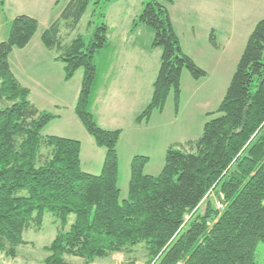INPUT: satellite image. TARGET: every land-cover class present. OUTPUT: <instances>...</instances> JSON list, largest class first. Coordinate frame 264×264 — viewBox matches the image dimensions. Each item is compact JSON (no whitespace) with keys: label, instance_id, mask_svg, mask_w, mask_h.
Instances as JSON below:
<instances>
[{"label":"trees","instance_id":"obj_1","mask_svg":"<svg viewBox=\"0 0 264 264\" xmlns=\"http://www.w3.org/2000/svg\"><path fill=\"white\" fill-rule=\"evenodd\" d=\"M109 1L97 0L92 17L104 20ZM90 3L70 0L40 40L64 64L65 81L84 70L74 113L105 152L98 175L82 170L79 141L43 134L55 116L39 111L11 72L8 58L29 45L37 20L15 17L0 43V253L14 257L31 223L41 225L50 213L61 231L43 248L44 264H71L66 257L95 264L115 254L132 255L139 246L146 250V264H258L255 248L264 244V19L254 26L225 96L210 114L217 117L197 140L168 147L157 177L144 174L148 158L134 157L122 201L117 154L122 131L101 128L92 113L99 67L112 61L109 29L102 22L88 39H66ZM172 3L149 0L139 17L154 31L153 47L162 53L137 124L162 111L171 91L178 104L183 71L194 80L207 76L181 49L169 14ZM209 42L218 48L212 33ZM70 215L75 220L63 231Z\"/></svg>","mask_w":264,"mask_h":264},{"label":"rangeland","instance_id":"obj_2","mask_svg":"<svg viewBox=\"0 0 264 264\" xmlns=\"http://www.w3.org/2000/svg\"><path fill=\"white\" fill-rule=\"evenodd\" d=\"M64 1L61 3L64 4ZM96 1L91 0L77 28L69 33L66 39L71 40L76 36L88 39L97 25L105 23L109 29L112 60L115 58L120 60L119 63L122 65L119 68L123 69L124 73L125 59L129 60V64L133 60L134 71L138 73L136 75L141 76L140 79L130 83L128 87L133 88L141 96H146L145 94L151 90L152 96V81H155L159 71L162 50L153 47L154 31L139 21L145 4L149 0H110L105 6L104 20L92 17L95 8L93 4ZM101 1L104 3L106 0ZM188 4L189 2L186 0H174L173 6L169 8L170 19L179 37L182 51L193 55L197 66L207 76L194 80L187 71H183L178 104H176L174 93L171 91L163 110H155L149 119V125L144 121L141 123L143 125L138 128L139 137L137 139L140 141L137 142V146L145 149L150 155L144 168V174L154 177L160 174L164 166L166 143L181 138H199L204 125L217 117L216 114H210L215 112L222 102L254 26L264 19V16H248L243 13L241 16L225 17V20L216 22L214 36L218 48H215L208 43L206 37L207 17L187 11V8H190ZM32 8L37 14L44 10L47 11L41 2ZM91 21L92 24L89 26ZM38 43L41 45L38 47L42 48L43 44L40 41ZM44 50L45 53H43V49L37 50L33 44L27 49L14 50L8 58V62L16 76L15 79L17 78L32 90L30 101L40 111L55 116L43 130V134L69 139L77 137V141L81 145L82 170L88 171L87 167L91 165L99 169L102 158L97 154L98 147L74 113L84 70L79 69L69 81H65L64 64L54 60L56 56L54 52L45 48ZM109 64L110 66L108 67L107 64L106 68L99 67L94 85L95 97L100 92V88L109 82L112 61ZM117 68L118 66L113 72L114 76L120 72ZM129 72L133 73L131 68L126 69V73ZM139 82L140 86H138ZM118 83L119 86H122L125 84V80L119 79ZM129 121L131 122V120ZM124 132L126 130L121 133L122 137L118 142L120 150H117L119 159L118 186L122 201L127 198L132 161L130 154L125 151L126 149L131 152L132 147L125 142ZM211 199L216 207L215 197L212 196ZM67 220V226L62 229L63 231L70 228L75 216L70 215ZM60 231V222L50 213H46L41 225L31 223L29 229L23 233L25 245L15 249L14 257L0 253V264H44L43 261L48 254L43 248L48 246ZM66 260L71 264H84V261L78 258L66 257ZM146 260V250L143 246H139L135 248L132 255L115 254L106 259H96L95 264H146ZM255 261L258 264H264L263 243H258L255 248Z\"/></svg>","mask_w":264,"mask_h":264},{"label":"crops","instance_id":"obj_3","mask_svg":"<svg viewBox=\"0 0 264 264\" xmlns=\"http://www.w3.org/2000/svg\"><path fill=\"white\" fill-rule=\"evenodd\" d=\"M62 1L63 0H5L3 6L0 5V43L7 39L9 28L14 18L20 15H25L34 18L35 20H37L39 24L37 33L31 40L29 45L26 47V49L33 44V46L37 47V50L43 49V53H45L43 46L42 48L38 47L41 46L38 42L39 41L41 42L40 37L43 31L46 30L58 18L61 11L64 9L66 4L70 0H65L64 4L61 3ZM172 1L173 3L171 6H173L174 4V0ZM186 1L189 2L188 5L190 6V8H187V11H191L198 16L202 14L203 16L207 17L208 28H207L206 37L208 43H210L209 38L211 33L214 36L216 22L219 23L222 19L225 20V17H232V18L238 17L241 16L243 13H246L248 16H252V15L256 17L264 16V0H186ZM38 2H41L43 7L45 6V9L47 11L44 10V12H40L37 14L32 7L33 6L36 7L38 5ZM36 37H38L37 40ZM214 39L216 41L215 36ZM186 55H188L192 59V61L196 64L193 55H189V54ZM119 61L120 60L118 58L112 60L110 77L108 79L109 82L106 86L103 85L100 88L99 90L100 92L98 91L99 93L96 95L94 104L92 106V113L95 117L97 124L101 128L107 130H121L122 132L123 130H126V132H124L125 134L123 135V138L125 136V142L128 143L130 147H132V151L130 152L126 149L125 151L128 154H130L131 160L136 156L146 157L149 160L150 158L149 153L145 151V149L139 148L137 146V142L140 141V139H137L139 137L138 135L139 132L137 131L138 128L143 124L136 125L137 123H135V118L148 105L151 99L150 98L151 90L149 91V93L145 94L146 96H141L138 93H136L133 88L128 87L130 83L140 79L141 76L136 75L138 73L134 71L133 60L129 64V60L125 59V73L123 69L119 68L120 65H122L121 63H119ZM9 66L11 69V65ZM117 66L119 68L117 69L120 72L115 74L114 76L113 72L116 70ZM127 68L128 69L131 68L133 73L131 72L126 73ZM11 72L14 75V77H16L12 69ZM118 77L119 79L125 80L124 85L119 86ZM17 81L24 88L29 90V101H30L32 90L27 85L26 86L23 85V83L20 82L18 79ZM139 84L140 82L138 83V86H140ZM152 86H153V81H152ZM129 120H131V122ZM146 124L149 125V121L146 122ZM49 136H56V135H49ZM70 138L73 140H78L77 137H70ZM197 139L181 138L178 140H174L170 143H166V145L168 148L172 145L185 143L187 141H195ZM99 149L100 148H98L99 152H97V154L101 156L102 160H104L105 152L103 149L101 150ZM117 150H120L119 143L117 145ZM102 160L101 163L99 164V169L97 167L94 168V166L91 165L87 167L88 171H84V170L83 171L91 175H98L101 171L102 162H103Z\"/></svg>","mask_w":264,"mask_h":264}]
</instances>
